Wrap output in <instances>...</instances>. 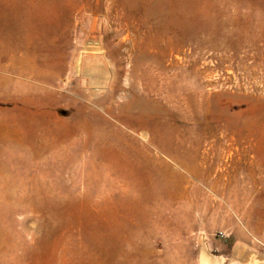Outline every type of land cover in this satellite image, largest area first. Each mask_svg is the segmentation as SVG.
<instances>
[{"label": "rangeland", "instance_id": "rangeland-1", "mask_svg": "<svg viewBox=\"0 0 264 264\" xmlns=\"http://www.w3.org/2000/svg\"><path fill=\"white\" fill-rule=\"evenodd\" d=\"M147 6L0 0V264H264V0Z\"/></svg>", "mask_w": 264, "mask_h": 264}, {"label": "bare ground", "instance_id": "bare-ground-1", "mask_svg": "<svg viewBox=\"0 0 264 264\" xmlns=\"http://www.w3.org/2000/svg\"><path fill=\"white\" fill-rule=\"evenodd\" d=\"M147 1H148V6L146 8V12L148 14H149L150 10L151 11L153 10L156 13H159V15H161L164 24L168 23L172 26H177V27H183L184 26L186 14L191 9H193L196 5H198V0H176V1H172V0H147ZM213 3H214V0H213ZM188 26H189V24L188 25L186 24V26L184 28H186ZM133 61H134L133 67H135V65L137 64V60L135 58H133ZM128 65H129V63H128ZM33 173H34V175H36L35 172H33ZM217 260L220 263L222 262V260L220 258H217Z\"/></svg>", "mask_w": 264, "mask_h": 264}]
</instances>
